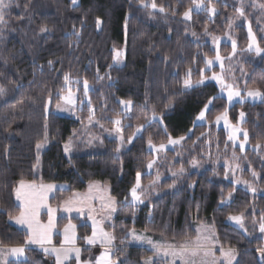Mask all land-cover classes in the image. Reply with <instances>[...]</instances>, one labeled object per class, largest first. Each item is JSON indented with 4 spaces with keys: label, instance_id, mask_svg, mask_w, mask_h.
<instances>
[{
    "label": "trees",
    "instance_id": "16d2710c",
    "mask_svg": "<svg viewBox=\"0 0 264 264\" xmlns=\"http://www.w3.org/2000/svg\"><path fill=\"white\" fill-rule=\"evenodd\" d=\"M148 2L164 11L151 10L140 0H79L77 5L71 0H15L8 10L0 40V88L5 90L0 95V246L27 245V232L9 219V214L18 216L21 210L14 196L21 180L69 185L68 190L56 193L52 205H59L74 192L86 191L91 182L101 181L108 184L118 202L113 224L107 226L115 244L125 246L114 254L118 264H142L152 255L145 247L128 245L132 230L145 231L156 241L183 244L196 238V226L204 221L214 223L223 247L236 249V264H264L257 252L264 248L263 239L249 237L227 222L230 215L243 213L251 224L260 216L258 211L264 213V196L253 197L236 187L226 179L223 167L216 172L193 171L184 161L187 174L175 190L167 178L160 187L167 192L151 204L138 207L130 201L137 172L145 185L153 179L146 172L153 156L147 149L149 138L162 143L169 136L186 137L192 131L186 142L193 143L208 129L207 124H195L208 99L217 97L206 113L211 129L215 117L227 110L228 102L214 83L185 89L183 81L189 69L194 83L201 79L202 70L203 77L209 74L206 61L215 51L206 33L224 34L237 9L234 0L219 1L215 18L194 11L192 20L186 21L183 14L194 7L192 0H144ZM237 37L244 50L248 43L245 27L238 28ZM260 44L264 47V37ZM225 46L228 51L223 52L228 54L230 46ZM124 47L125 64L115 66V51ZM75 80H87L95 88L90 92L92 101L106 122L122 114L121 101L133 102L135 116L125 127L126 141L136 125L146 124V116L153 110L163 116V123L147 124L119 155L117 141L104 138L102 144L87 152L76 151L68 159L64 144L82 121L45 112V106L49 97L52 103L58 102ZM246 87L264 92V61L256 60ZM169 102L171 107H166ZM241 112L245 113L242 126L250 144L264 145V101L236 103L229 109L233 123H238ZM46 134L50 144L37 163L36 145ZM253 163L264 187V165L259 160ZM66 220H59L60 229ZM71 220L77 224L79 243L83 244L91 228L78 218ZM26 254L27 259L9 264H55L38 248L28 247Z\"/></svg>",
    "mask_w": 264,
    "mask_h": 264
},
{
    "label": "rangeland",
    "instance_id": "374dc122",
    "mask_svg": "<svg viewBox=\"0 0 264 264\" xmlns=\"http://www.w3.org/2000/svg\"><path fill=\"white\" fill-rule=\"evenodd\" d=\"M14 1L15 0H13V4H14ZM219 1H222V3H226L225 0H211V3H209V0H203V3L205 7H214L216 9V14H217L219 13V9L216 3ZM234 1L236 3L237 9L240 7H243L244 16H240L236 9L235 14L229 18V23L226 27V31L224 34L213 35V34H210L209 32L206 33L207 40L212 45V49L215 51V56L211 59H207V61L212 60L213 64L206 65L205 71L209 72V74L207 76H204L205 78L204 84L214 83L219 89L220 96L224 97L227 100V90H225L224 92H221L220 83H218L216 80L210 79V77H212L213 74H216L217 76H221L226 84L233 85L236 90L241 92V94L244 96L243 101H241L239 97L234 98L231 105L228 103L227 113H228L229 124L232 127L246 130L242 126L243 122H241L240 118H239L238 123H233L231 121L229 117V109L232 106H234L236 103H245V102L256 103V102L261 101L260 98L253 100L246 96V93L248 90H255V89L247 88L246 83H247V79H248V76L251 70L256 65V60L264 61V52H262L259 55H257L255 52L256 46H259L261 49H264V47H262L260 44V38L264 37V7H261V5H264V0H234ZM78 3H79V0H77V3L75 5H77ZM144 4H147L151 10H154V11L159 10V8L157 7L153 9L151 7V4H152L151 2L144 3ZM193 12L191 13V19L184 18V20L191 21ZM195 12H201V11H195ZM205 12L207 13L210 19L215 18L216 14L212 15L208 11H205ZM6 23H7V15L5 17V22L0 23V40L2 39V36H3L2 32L6 26ZM239 27H245L246 29V36L248 39V43H247V47L244 50H241L239 48V39L237 37V32H238ZM249 27L251 28L252 35H254L256 38V44L253 45L252 51L248 50L249 45L252 43V40L249 36ZM191 35L192 37H194L193 33ZM229 37H231V40L236 41L237 47H236V51L234 55H233L231 40L229 39ZM214 38H219L218 44ZM225 45L230 46V52L228 54L223 52L224 50L228 51L227 46ZM117 50L121 51L123 53V56H122L121 62L116 63L114 61V65L123 66L125 64V59H126V48L124 47L121 50L120 49H117ZM217 51L219 52V55L222 58L223 67H221V61H217L215 59ZM194 86H199V85H196V83L193 82V87ZM70 88L75 93L76 102L74 105L65 104V102L60 99L56 103L51 102L50 104L49 103L47 104V107L49 109L48 113L53 112L60 116L73 117L79 120L80 122L82 121L80 128L75 130L72 137L65 143L67 144L69 143V141H71V149L67 153L64 151L65 156L68 159H71L72 155L76 151L78 152L90 151L92 148L96 147L97 145L102 144L104 138H109V139L117 141L118 147L120 148V151L117 152V154L119 155V153L122 150H124L131 144L126 141L124 130H125V127L129 125L130 123L128 119L135 116L133 102H131L129 110H126L125 105L121 103L122 114L118 117H114V118L112 117L109 121L106 122L102 119L101 115L98 116L96 112V108L98 106H95L94 102L92 101V95L90 93L91 91L95 90V88H93L91 84H89V91H88L87 97H85L84 95L83 82H80L79 80H75L71 84ZM67 92L62 93L61 95H67ZM89 100L91 102L90 107L94 110V116L91 122L89 121V115H90L89 104H88ZM58 103L60 104L61 108H66L68 110L62 111L58 109L57 108ZM101 103H104V102L102 101ZM146 118H147L146 124L142 123V124L136 125L134 127L133 133H135L139 125H144V129H145L147 124H150L156 121L152 119V115L146 116ZM82 119H85V120H82ZM116 119L121 120L120 127H122L123 129L122 133H117L115 131L117 125H115L114 121ZM156 122H159V121H156ZM195 124L196 125L207 124L208 129L204 134H202L193 143L188 144L186 142V139L192 135V131H190L188 135L185 137V139L182 140L181 143L179 144L169 145L168 141L162 142L163 144L166 145V148L165 150L160 151V152L152 151L149 148V145L147 144L148 151L153 154L152 158L148 161V163L150 161H155V163L151 169H149L146 166V172L147 174L153 175L152 176L153 179L150 181V183L145 185L142 182V174L140 173L141 174V177H140L141 185L147 190L143 192V195L141 197L144 200V203L142 204L137 203L134 205L138 207L143 206V205H149L152 203V201L155 198H158L161 195L165 194L167 191H162L160 187L163 181H165V179L167 178L171 179L173 183L171 188L175 190L179 182L187 174L186 168L183 166L184 161H187L189 163L193 171H204L207 169H212L216 172L218 168L223 167L225 170V177H227L226 179L230 181L231 183H233L236 187H239V188H242L248 191L253 197L264 196V187H261L259 184L261 176L259 172H257V170L254 168V163H253L254 160H259L261 164L264 165V145H259V147H257V145L252 146L249 142V137L247 141H244L243 131H239L236 133L237 139L234 144L233 141L228 139L231 133V128L226 126L224 121H221L219 124L215 122L214 123L215 128L211 129V125L207 123L206 118L203 121H198L196 117ZM101 125L103 127H101ZM143 130L139 134H137L135 138L140 136ZM121 135H123L124 137L123 145H121V140H120ZM46 136H47V140L46 141L44 140L42 142L43 147L37 150V156L39 157V161L41 159L42 153L49 147V144H50L48 135L46 134ZM173 139H178V138H173ZM152 143L157 146L162 144V143H154L153 141ZM241 143L244 144L243 151H241L239 147ZM176 163H180L178 164L179 166L175 167ZM237 165H239V167H237ZM181 167L184 169L182 174L179 173V169ZM173 172H177L178 175L173 176ZM253 172L257 174L255 177L252 175ZM157 177H159V179H157ZM236 180H240L241 183L237 184ZM154 181L155 183H153ZM244 181H247L248 183L246 184L244 183ZM92 183H94L95 185H108V184L102 183L101 181H94ZM249 185L252 188L256 189L255 193H253L250 190ZM139 191L140 190H138V192ZM170 191H172V189H170ZM108 196L110 195L108 194ZM130 201H131V193H130ZM116 206H118V202ZM92 207L96 209V211L93 212L92 215L95 218H97V220L101 221L102 225L110 224V223L113 224V220L115 218L116 213H112L111 218L109 219L108 212L101 211V202H98L97 205H95V203L92 202ZM257 211H258L257 209L253 210L254 213H257ZM258 212L260 213V216L256 217L251 224L246 223V214H243L244 225H245V228L247 229V232L241 229L239 225H237L234 221L227 220V222L237 227L238 229H240L245 235L249 237H261L264 241V233H261L259 231L260 217L264 215V213L260 211ZM78 214L81 215L80 213ZM82 216H88L87 208L83 209ZM48 219L49 218L46 219L47 223H48ZM82 222H85L84 219ZM213 228L215 230V238L218 239L216 227L214 223L211 221H204V222L198 223L196 226V231L197 229H200L201 230L200 234L202 236H210L212 234ZM134 231L136 235L142 236L145 238H150L153 242L152 244H149L147 242V239L136 240L132 236L133 230L130 233L131 235L130 238L133 243L140 244L142 245L141 247H145L149 249L150 251H152V255L146 257L142 261V264H154L155 261H159L161 264H172L173 260H175V264H184V261L179 258H175L172 256L165 257L163 255L164 250H171L169 246H175L178 249L179 246L182 244H174V243H169V242L156 241L145 231H138V230H134ZM52 240L56 242H60L59 235L58 236L54 235ZM195 240L196 238L189 242L190 247H195V244L193 243ZM154 244L158 245L161 248V251L159 253L156 252L155 248L153 247ZM115 245L116 244L112 245V257L113 259L117 261V264H118L119 260L117 258H114V254L117 253L119 250L113 248V246ZM128 245L135 246L129 243ZM221 246L222 244L220 240L218 239V243L215 244V247L213 249L217 257L220 256L219 249ZM12 247H22V246H4V247L0 246V249H4L6 251L7 249H10ZM223 248L225 250L229 249L228 247H223ZM232 249H235V248H232ZM103 251H104V247L102 246H96L92 248V252L97 254V257ZM235 252H236V260L233 261V264H236L237 259H238V254H237L236 249H235ZM149 258L151 259L149 260ZM25 259H27L26 248H25V254L23 257L17 258L11 255H5L3 257H0V264H9L10 261H20V260H25ZM185 259H188V260L194 259L195 264H201L202 260L205 259V257L203 256V252L201 251V253L198 256L194 258L185 257ZM207 259L211 261V257H207Z\"/></svg>",
    "mask_w": 264,
    "mask_h": 264
},
{
    "label": "snow or ice",
    "instance_id": "6c2138e0",
    "mask_svg": "<svg viewBox=\"0 0 264 264\" xmlns=\"http://www.w3.org/2000/svg\"><path fill=\"white\" fill-rule=\"evenodd\" d=\"M72 4L75 5L77 3V0H71ZM141 4H143L145 7H147V4H144V0H140ZM194 7H190L187 11L184 12V18L185 19H191V13L195 11H208L212 15L216 14V9L214 7H205L203 0H192ZM209 3H211V0H209ZM13 6V0H0V23L5 22V17L8 14V10ZM151 7L155 9L157 5L153 2L151 4ZM261 7H264V5H261ZM161 12L164 11L163 7L159 9ZM237 12L240 16H244V10L243 7H240L237 9ZM101 21L97 19V26L99 27ZM41 31H47L46 28H42ZM195 35V33H193ZM249 36L252 40V43L249 45L248 50H253V45L256 44V38L254 35H252L251 28L249 27ZM217 44L219 43V38H214ZM231 40V37H229ZM232 49H233V55L236 51V41L231 40ZM255 52L257 55L264 52V49H261L259 46L255 47ZM123 53L119 50L115 52V56L113 57L114 61L116 63H120L122 60ZM230 58V57H229ZM215 59L217 61H221V67H223L222 58L219 55V52L217 51ZM52 62L49 61V64ZM208 65H212L213 61L208 60ZM100 79H103V77H100ZM210 79L216 80L221 85V92H224L227 90V101L231 105L234 98L239 97L241 101H243L244 96L241 94L240 91L236 90L233 85L226 84L221 76H217L216 74H213ZM64 80L66 83L69 81L68 75H65ZM205 82V78L203 77V70L201 71V79L197 80L195 83L196 85H202ZM183 85L185 89L192 88L193 82L191 80V69L188 70L186 73V78L183 81ZM83 90L84 95L87 97L88 91H89V84L87 80H84L83 82ZM4 89L0 88V95L4 94ZM246 96L248 98H251L253 100L260 98L262 101H264V92H261L259 89L255 90H248L246 93ZM60 100L64 101L65 104L68 105H74L75 104V93L71 90V88L68 89L67 95H61L59 97ZM217 97H211L208 99L207 103L204 105V110H201L199 115L197 116L198 121H203L206 118V112L210 110V107L213 104V101L216 100ZM47 103H51V98L49 97V100ZM125 105V109L129 110V107L131 105V101H121ZM89 104V121L91 122L94 116V110L90 107V100L88 101ZM166 107H171V102H169V105ZM57 108L62 111H67L66 108H61L60 104H57ZM47 105L45 106V112H48ZM245 117V113H240V120L243 122V119ZM152 119L159 121L160 123H163V116L157 115L155 110H153L152 113ZM221 121H224L225 125L231 128V133L228 137L229 140L233 141L235 144V141L237 139L236 133L239 131H243V138L244 141L248 140V133L246 130L238 129L235 127H232L229 124L228 120V113L227 110L223 112L220 115H217L215 117V122L219 124ZM115 125H117L115 131L117 133H122L123 129L121 126V120L116 119L114 121ZM101 127H103L101 125ZM45 128H47V123H45ZM144 129V125H139L133 133L132 136H129L127 138L128 143H132L133 139L137 134H139ZM166 131V129H165ZM185 137L181 136L178 139H173L171 136H169L168 144L169 145H176L181 143L182 140H184ZM47 140V136H45V141ZM121 145L124 143V137L121 135L120 137ZM149 148L152 151L160 152L165 150L166 145L160 144L159 146L152 143L151 138H149L148 141ZM37 150H39L41 147H43L42 143H37L36 145ZM240 150H244V144L241 143L239 145ZM259 147V144L257 145ZM71 149V141L69 143L65 144L64 151L67 153ZM117 152L120 151V148L118 147L116 149ZM37 163H39V157L37 158ZM155 161H150L147 165L149 169H151L154 165ZM239 167V165H237ZM184 169L181 167L179 169V173H183ZM177 172H173V176H177ZM252 175L255 177L257 174L255 172L252 173ZM141 174L140 172L136 173V181L135 185L131 188V202L133 204L137 203H144V200L141 198L143 195V192L147 189L144 188L141 185ZM227 178V177H226ZM159 179V177H157ZM155 183V181L153 182ZM236 183H241L240 180H236ZM244 183H248L247 181H244ZM192 186V185H190ZM55 185H45L43 183L37 185L35 182L27 183L23 180L19 182V186L15 189V196L16 200L20 201V213L18 216H12L9 214V219L14 220L17 224L26 226L28 229V239L26 240L27 245H39L42 251L45 254L53 255L55 257V264H65L66 261L72 258V255L74 254L75 260L77 264H81V249L79 247H76V225L69 223L64 227L63 230V236L64 240L60 247H46V245H52V234L53 230L56 228V216L55 213L57 209L51 208L47 204L48 199V193L52 192L55 188ZM250 190L255 193L256 189L252 188L249 185ZM96 189L99 190L97 185L94 183L89 184V191L86 194L81 193H75L74 197L72 199L64 201V207L63 210L65 212H72L76 211L83 215V209H88V219L92 220V234L90 236L84 237L86 243L88 245H95L97 243H100L104 247V251L95 259V264H117V261L113 259L112 257V245L113 241L115 240V236L111 233L104 230V228L101 226V221H98L92 213L96 211L94 207H92V202L96 199H99L101 201V211H107L108 212V218H111V214L115 213L117 211L116 208V198L112 196H96L93 192V190ZM138 190H140L138 192ZM107 189H105V192ZM232 193H228L229 199L231 198ZM127 199V198H126ZM221 203H225L224 200H221ZM79 205V206H77ZM41 208L47 209V215L49 217L48 223L44 224L41 223L39 219L40 210ZM229 221H234L241 229H243L245 232H247V229L244 225V217L243 213L239 215H230L228 217ZM87 226V225H84ZM259 231L261 233H264V215L260 217V223H259ZM201 230L197 229V237L196 240L193 242L195 244V247H190L189 242H185L184 244L180 245L177 249L175 246H169L171 250H164L163 255L165 257L172 256L175 258H179L184 261V264H195V260L191 259H185V257L194 258L198 256L201 251L203 252V256L205 259L202 260L201 264H233V261L236 260V252L235 249L229 248L225 250L223 246L220 247V256L217 257L215 254V251L213 250L215 247V244L218 243V239L215 238V230L212 229V234L210 236H202L200 234ZM132 236L136 240H142L147 239V242L149 244H152V240L150 238H145L142 236L136 235L135 231L133 230ZM123 242V241H122ZM65 245H69V247H65ZM156 252H160L161 248L158 245H153ZM257 252L260 253L261 259H264V248H258ZM25 254V248L24 247H12L10 249H7L6 251L4 249H0V257H3L5 255H11L14 257H23ZM207 257H211V261L207 259ZM151 258H149L150 260ZM83 264H92L91 261H85ZM172 264H175V260H173Z\"/></svg>",
    "mask_w": 264,
    "mask_h": 264
},
{
    "label": "crops",
    "instance_id": "0c3cea01",
    "mask_svg": "<svg viewBox=\"0 0 264 264\" xmlns=\"http://www.w3.org/2000/svg\"><path fill=\"white\" fill-rule=\"evenodd\" d=\"M25 182H27V183H31V182H34V181H25ZM35 183H36L37 185L43 183V184H45V185L51 184V185H55V186H56V187L53 189L52 192L48 193L47 204H48L49 207L54 208V209H57V211H56V213H55V216H56V228L53 230L52 238H53L54 235H59V239H60L59 241H60V242H56V241L52 240V245H46V247H52V246L60 247L61 244H62V242H63V240H64V236H63V230H64V227H65L66 225H68L69 223L74 224V225H76V229H75L76 237H77V239H76V247H79V248L81 249V257H80V259H81V264H83V262H85V261H91L92 264H94V263H95V259L97 258V254H95V253L92 252V248H93V247H96V246H102V245H101L100 243H97V244H95V245H88V244L86 243L85 239H84V243H83V244H80V243H79L78 226H77V224L74 223L71 219H72V218H78V219H80V220H82V221H83V219H84V221H85V222L90 226V228H91V234H92V220L88 219V216H82V215H79L78 212H76L75 210L72 211V212H65V211L63 210V207H64V201L69 200V199H72V198L74 197V194H75V193H81V194H86V193H88V191H89V185H88L86 191H84V192H74L71 196H69L68 198H66L65 200H63L59 205H52V204H51V199L56 195V193H57L58 191H66V190H68V189H69V185H67V184H58V183H49V182H35ZM91 183H92V182H91ZM18 186H19V184L16 186V188H17ZM97 187H98V189H99L98 191H97L96 189L93 190V192H94V194H95L96 196H100V195L108 196V194H109L110 196H112V195H111V191H110V187H109L108 185H97ZM105 189H107L106 192H105ZM14 196H15V192H14ZM112 197H113V196H112ZM15 200H16V196H15ZM93 202L95 203V205H97L98 202H101V201H100L99 199H96V200H94ZM16 203H17L18 206L20 207V201L16 200ZM116 208H117V206H116ZM20 209H21V208H20ZM115 213H116V212H115ZM79 217H80V218H79ZM47 218H49L48 215H47V209H46V208H41V210H40V215H39V219H40L41 223L46 224V223H47V222H46V219H47ZM62 218H63V219H67V220H66V223L63 225V227L60 229V228L58 227V223H59V220L62 219ZM96 219H97V218H96ZM10 221H11V223H12L14 226H16L17 228H19V229H21V230L26 231L27 234H28V229H27L26 226L19 225V224H17L14 220H10ZM98 221H99V220H98ZM108 225H112V224L110 223V224H103V225H102V223H101V226L104 228V230L107 231V232H109V233H111V234L113 235L112 231H110V230L107 229V226H108ZM58 228H59V229H58ZM131 232H132V231H131ZM131 232L128 233L129 238L131 237V235H130ZM128 243H129V244H132V245H135V246H142V245H140V244L133 243L132 240H131V238L129 239V242H128ZM113 244H115V240L113 241ZM23 247H24V248H28V247H30V248H38V249H40V250L42 251V249L40 248L39 245H34V244H33V245H26V246H23ZM65 247H69V245H65ZM102 247H103V246H102ZM84 252H85V253H84ZM46 255H48V254H46ZM48 256L52 257V258L54 259V262H55V257H54L53 255H48ZM65 264H77V262H76V260H75V256H74V254L72 255V258H71V259H69L68 261L65 262Z\"/></svg>",
    "mask_w": 264,
    "mask_h": 264
},
{
    "label": "built area",
    "instance_id": "2783aa9c",
    "mask_svg": "<svg viewBox=\"0 0 264 264\" xmlns=\"http://www.w3.org/2000/svg\"><path fill=\"white\" fill-rule=\"evenodd\" d=\"M113 248H115L117 250H120V249L125 248V246H123V245H115V246H113Z\"/></svg>",
    "mask_w": 264,
    "mask_h": 264
}]
</instances>
